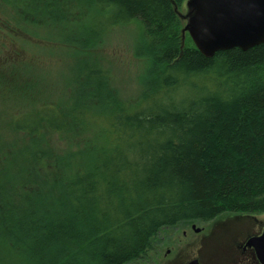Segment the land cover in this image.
I'll return each mask as SVG.
<instances>
[{"label": "trees", "instance_id": "16d2710c", "mask_svg": "<svg viewBox=\"0 0 264 264\" xmlns=\"http://www.w3.org/2000/svg\"><path fill=\"white\" fill-rule=\"evenodd\" d=\"M80 1L86 47L140 28L146 76L131 100L92 62L91 91L68 110L15 117L20 137L0 138V264H125L166 228L264 212V44L206 56L183 39L184 0ZM73 2L0 0V13L29 29Z\"/></svg>", "mask_w": 264, "mask_h": 264}, {"label": "rangeland", "instance_id": "374dc122", "mask_svg": "<svg viewBox=\"0 0 264 264\" xmlns=\"http://www.w3.org/2000/svg\"><path fill=\"white\" fill-rule=\"evenodd\" d=\"M188 2L184 0L179 7L176 5L186 42L191 38L186 29ZM86 3L74 0L71 6H62L53 16L50 13V20L45 13V23L41 21L38 27L30 25L29 29L18 23L15 16L1 11V18L9 24L0 26V138L3 140L19 136L12 129L17 115L36 112L42 105L68 110L77 96L89 94L92 62L110 71V82L122 96L133 100L140 93L148 68V59L135 54L140 28L134 23L113 27L101 43L86 47L83 42L92 41V4ZM50 138L58 140L55 136ZM194 223L202 228V233L197 234L191 228ZM261 225H264V212H224L210 221L180 223L163 230L143 257L125 264H186L192 258H198L201 264H226L227 248L241 237L240 230L259 231ZM168 249L171 251L167 252ZM243 258L238 256L235 264H246Z\"/></svg>", "mask_w": 264, "mask_h": 264}, {"label": "water", "instance_id": "95a60500", "mask_svg": "<svg viewBox=\"0 0 264 264\" xmlns=\"http://www.w3.org/2000/svg\"><path fill=\"white\" fill-rule=\"evenodd\" d=\"M186 29L206 56L239 47L247 50L264 44V0H189ZM247 244L264 264V229ZM188 264H199L192 260Z\"/></svg>", "mask_w": 264, "mask_h": 264}, {"label": "flooded vegetation", "instance_id": "af4514ba", "mask_svg": "<svg viewBox=\"0 0 264 264\" xmlns=\"http://www.w3.org/2000/svg\"><path fill=\"white\" fill-rule=\"evenodd\" d=\"M191 228L197 233L200 234L202 233V228L196 227V224H192ZM260 228H262L259 231H247L245 233V231L240 230L241 233V237H239L238 239H236V242L234 245H230V248H227V254H228V263L226 262V264H235L238 260V256H242L244 257L243 259L246 260V264H262L257 255H256V250L253 246H249L247 244V242L254 236H258L260 234H262L263 229H264V225H261ZM235 234L238 233L237 230H234ZM243 231V232H242ZM184 234H186V230H184ZM171 251L170 249H168L167 252ZM198 260L199 264H201L200 260L198 258H192L190 259L186 264L190 263L192 260ZM231 260H233L231 262ZM255 262V263H252Z\"/></svg>", "mask_w": 264, "mask_h": 264}]
</instances>
